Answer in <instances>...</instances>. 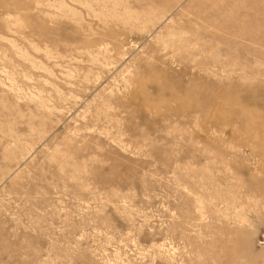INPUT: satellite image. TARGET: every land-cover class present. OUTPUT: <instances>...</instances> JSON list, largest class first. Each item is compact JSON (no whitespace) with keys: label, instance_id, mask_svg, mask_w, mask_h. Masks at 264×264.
<instances>
[{"label":"rangeland","instance_id":"obj_1","mask_svg":"<svg viewBox=\"0 0 264 264\" xmlns=\"http://www.w3.org/2000/svg\"><path fill=\"white\" fill-rule=\"evenodd\" d=\"M0 264H264V0H0Z\"/></svg>","mask_w":264,"mask_h":264}]
</instances>
